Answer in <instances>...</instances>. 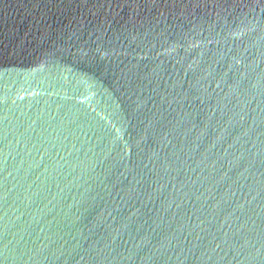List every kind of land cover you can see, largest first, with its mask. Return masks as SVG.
<instances>
[{
  "label": "water",
  "instance_id": "1",
  "mask_svg": "<svg viewBox=\"0 0 264 264\" xmlns=\"http://www.w3.org/2000/svg\"><path fill=\"white\" fill-rule=\"evenodd\" d=\"M0 264H264V0H0Z\"/></svg>",
  "mask_w": 264,
  "mask_h": 264
}]
</instances>
